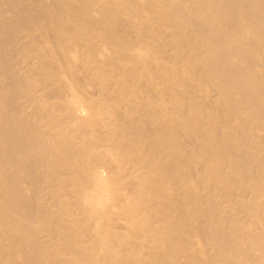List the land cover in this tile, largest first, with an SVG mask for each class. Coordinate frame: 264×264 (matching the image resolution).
I'll list each match as a JSON object with an SVG mask.
<instances>
[{
  "label": "bare ground",
  "instance_id": "1",
  "mask_svg": "<svg viewBox=\"0 0 264 264\" xmlns=\"http://www.w3.org/2000/svg\"><path fill=\"white\" fill-rule=\"evenodd\" d=\"M0 264H264V0H0Z\"/></svg>",
  "mask_w": 264,
  "mask_h": 264
}]
</instances>
